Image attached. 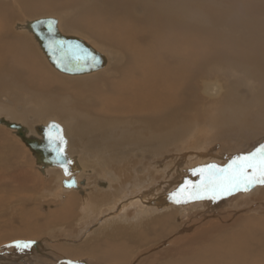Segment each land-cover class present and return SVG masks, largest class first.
Instances as JSON below:
<instances>
[{"label":"bare ground","instance_id":"6f19581e","mask_svg":"<svg viewBox=\"0 0 264 264\" xmlns=\"http://www.w3.org/2000/svg\"><path fill=\"white\" fill-rule=\"evenodd\" d=\"M50 13H57L61 33H80L77 37L104 57L102 67L82 73L88 75L70 74L82 75L76 77L54 71L25 26ZM215 73L232 78L205 83ZM4 92L15 99L25 96L30 107L3 101ZM0 101L5 102H0V116L21 123L27 135H35L38 125L48 126V117L61 121L72 168L65 175L61 167H43L29 149L34 178L28 173L17 177L18 185L0 182L6 192L0 194V215L14 214L0 223V242L87 233L93 236L86 235L80 245L54 247L68 257L120 263L129 261L134 246L138 251L163 243L174 247L164 250L170 261L161 258L155 264H264V188L236 196L261 202V216L237 212L230 220L229 196L199 199L221 221L209 219L187 241L183 227L192 224L195 215L189 210L199 200L167 205L186 180L199 183L192 170L207 153H219L223 140L242 132L254 133L252 141L264 136V0H0ZM42 120L47 122L36 124ZM93 150L107 153L103 157ZM167 161L173 171L184 169L177 170L175 187L163 196L152 183ZM72 176L75 186H65ZM28 177L29 184L23 179ZM123 199L129 207L114 215L115 207H124ZM104 213L111 216L101 220ZM95 219L99 227L89 231ZM20 253L29 264L28 254ZM151 260L138 258L133 264Z\"/></svg>","mask_w":264,"mask_h":264},{"label":"rangeland","instance_id":"374dc122","mask_svg":"<svg viewBox=\"0 0 264 264\" xmlns=\"http://www.w3.org/2000/svg\"><path fill=\"white\" fill-rule=\"evenodd\" d=\"M43 15H46V16H54L56 18L58 17L57 13H50V14H43ZM43 15H40V16H43ZM35 17H37V16H35ZM35 17H33V18H35ZM21 19H23V17H21ZM64 33H66V32H64ZM68 33H73V32H68ZM78 34H80V33H78ZM78 34H76V35L79 36ZM72 35H74V34H72ZM96 48L99 49L103 53V51L100 49L101 47L96 46ZM47 65L50 68H52L48 64V62H47ZM54 71H57V70H54ZM56 73H58L59 75H62V76H67V77H76V76L88 75V74L70 75V74L61 73V72H56ZM223 78H225V79L228 80V79L232 78V76L231 77L228 76V75H223L222 76L220 73H215L211 78L205 79L206 80L205 83H216L217 82L218 84H223V82L226 81V80H223ZM221 88H223L222 85H221ZM243 90H246V89H243ZM236 92H240L241 93L240 89H237ZM3 94L6 95V96H4V95L1 96L3 101L14 100L17 103L16 105L19 106V107H20V104H23L24 106L30 107L29 104H28V102L30 100H27L25 98V96L24 97H17L15 99V96L16 95L15 94L12 95L13 93L12 94H10V93L5 94V92H4ZM241 94H243V93H241ZM9 96H10L11 99L9 98ZM250 98L247 97L245 99L248 100ZM3 101H0V102H2V103L5 104V102H3ZM10 105H11V103H10ZM252 108L255 109V107H252ZM45 120H42V121H45ZM50 120L51 121L52 120L57 121L62 127H64L62 125V123H60L61 121H58V119H54V118L48 117V120L47 121H50ZM47 121H45V122H37L36 124H39V123L44 124ZM0 127H1L0 133H2V134H0V182L4 181L5 184H7V183L10 182L9 184L18 185V183L21 182V179H17V177L19 178V176H22V175H23V177H25L26 174H28V173H30L31 175L35 173L34 172V169H37V168H36L35 164L32 162V160H33L34 157L31 154V151L29 150V148L25 144H23L24 146L22 145L23 141L21 142L18 139V136H15L14 133L11 131V129L9 130V127L8 126H7L8 128H5L4 126H2L0 124ZM2 129H3V131H2ZM253 136L255 137L254 133L249 132L248 135H247L246 133L242 132L241 135H238L234 140L233 139L232 140H223L221 142V146H222L221 151L219 153H217V154H215V152H213V153L212 152L211 153H207L205 155V157H204L205 159L202 160L203 162L202 161L199 162V168L202 167L203 165H208V164H216V165L223 166V165H226L227 162H229L234 156L239 155L241 153H246V152H249V151L254 150L256 147L259 146V144H261L262 142H264V136H262L261 139H259L257 141H252L253 140ZM87 137H88V135L86 133V138ZM245 138H249V141L248 140H247V142L244 141ZM239 148H240V150H238ZM143 150L145 151V149H143ZM26 151H27V153H26ZM93 151H98V153H101L103 155V157H105V154L107 153L104 150L103 151L93 150ZM134 151H137V149H134ZM168 151H172L173 152V146L170 147V148H168L167 152ZM95 153H97V152H95ZM168 153H171V152H168ZM10 155H12V156H10ZM166 155H168V154H166ZM137 156H139V155H137ZM158 157H159V154H158ZM142 158H144V160H146V159L147 160L148 159L149 160H152V159L146 158V157H142ZM167 163L168 164H167V166L165 165V171L163 172V174L161 173L156 178H154V182L152 183V184L156 185V188H158L161 191L162 195H163V193H165V194L166 193H169L168 191L171 188H174L175 187L174 186L176 184L175 183L176 182L175 179H176V177L178 175L177 170H180L182 172V170L184 169V167H182V166L181 167H176L175 166L174 168L176 170L173 171V167L172 166H174V165L170 164L168 161H167ZM167 172H168V176H166ZM117 174L118 173H116V175ZM31 177L34 178L33 175ZM31 177H28L26 179L23 178L25 180V183L29 184L30 183V179L29 178H31ZM3 178H4V180H2ZM196 178H197L196 179L197 181L200 180L199 175H197ZM41 180H43V179H41ZM43 181H45V180H43ZM159 183H161V184H159ZM38 184H40V183H38ZM170 184H171V186H170ZM53 185H54V182H53ZM257 187L264 188V185L257 184V185H255V186H253L251 188L256 189ZM65 188L67 189V188H72V187H65ZM167 189H169V190H167ZM0 190H2V191H0V194H5L6 193V192L3 191L4 188L3 189H0ZM155 191L157 192L158 190H155ZM238 195H241L242 196L243 194H242V192L237 191V192H233L230 195H225L226 197L227 196L230 197V204L228 205V207L229 206L232 207V209L229 207V210L231 212L227 215V217H226L227 219H229V216H230L231 217L230 220H233V218L237 217V216L234 215V213H237V212H240V214L241 213H245L247 216H250V215L261 216L262 215L261 213H257L258 208L263 207V205L261 204V202H259V201L255 202V200L253 199L254 202H249L248 203L245 198L243 200H241V198H237L236 196H238ZM225 196H221L220 198L223 199V197H225ZM130 199H131L130 202H132V201H134L136 199V196L135 195L132 196V197L130 196ZM196 200H199V199H196ZM203 200H208V198H204ZM203 200H199V204H196L195 203V206L196 207L193 206L189 210V212H191L189 214H194L195 215V218H194L195 220L194 219H191L192 220L191 221L192 224L189 225V226L183 227V231H185V233H186L185 239L187 237H188V239H190V237H192V235L194 236V234L196 233V230H198L201 227L207 226L209 219L210 220H216L218 222L221 221L220 220L221 218H220V215L219 214L216 213L217 214V216H216L213 213V211H212L213 209L204 207V204L205 203L201 204V202ZM209 200H211V199H209ZM239 200L242 203H244L243 201H245V202H247V204L244 203V205H242V203ZM193 201H194V199H193ZM122 203H123V206L124 207L121 208V207H119L120 205H118L117 208L115 207V210L116 209L117 210L116 211L114 210V212H113L114 215L119 214V213H122L123 212V208L125 209V208H128L129 207V206H127V204H129V201H127L126 199H123ZM170 203L178 204V203H175L174 201H169L167 205H169ZM220 204H221V201H219L218 207L220 206ZM188 205H190V204L186 203V206H188ZM198 206H199V209H197ZM162 207H165V206H161V208ZM224 207L226 208V205H224ZM118 208H121V209L118 210ZM159 209H160V207H159ZM208 209L211 210V211H209ZM36 211H38V210H36ZM0 212H1V210H0ZM108 213H104L103 216L101 217V220L107 218V216H105V215L108 214ZM9 214H11V213H6V215H0V219H1L0 220V223L1 222H5V221H7V222L8 221H11L13 219L14 214H12V215H9ZM240 214H237V215L239 216ZM109 216H111V215L108 214V217ZM148 216H149V214H148ZM189 217H190V215H189ZM2 218H4V219L2 220ZM6 218H7V220H6ZM145 218H147V217H145ZM189 222H190V220H189ZM88 225H91V227L88 229L89 231H91L95 227L96 228L99 227V223H98V220L97 219H95V221L94 220L90 221ZM181 227H182V225H181ZM86 235L88 236L90 234H87L86 233L85 235L81 236V238L80 237L79 238H77V237L76 238H73L72 237V239H71V237L70 238H67V237H65V235H62V234L61 235H52V236H56V237H51V235H47L46 234L45 236H43V235L41 237L38 236L37 239H30V238H23V237H21V238H12V239H8V240H4V241H1L0 242V262H2L3 264H5V263H7V264L8 263L9 264H13V263L14 264H26L25 262H23V260L20 259V257H21V253L20 252L21 251L17 250L15 247H7L6 246V245H9L12 241H15V240H25V241L31 240V241H35V246L34 245L31 246L32 251H28V252L22 251L23 254H25V253L28 254V256H26L25 259H27L29 261V264H52V263L53 264H66L65 262H61L60 260H58L57 257L59 259L66 258L68 260L78 261V262H80V261H88V263L90 262V264H133V260L134 259H135V261H137L138 258H139V259H142V261H143V260H146L147 258H151L152 257L151 264H155L156 262H159L161 258H162L161 260L167 259L166 261H170V258L168 257V254H167L168 252H166L164 250H166V249H174L173 246H166L163 243L162 244H159L158 246L155 245L153 248L152 247L151 248H148V249L139 248L138 251H136L135 249H133V248H136V246H134L131 249V252L129 253V261H127V262H120V263L119 262H117V263L116 262L104 263V262L96 261L93 258V256H90V255L77 256V257L76 256H70V257H68V256L64 255L63 253L61 254V251H59L56 247H54V245L57 246V245H60V244H70L71 242L72 243H78L80 245V244H82V242L87 237ZM91 236H93V234H91L90 237ZM65 239H69L70 242L69 243H66ZM74 239H77V241L74 240ZM188 239H186V241ZM154 241L159 242L160 241V237H157V239L154 240ZM40 246H43L45 248L44 251H41L40 249H38ZM51 249L54 250L57 253H52V250ZM138 252L140 254L139 257L137 256V253ZM153 257H155L156 260H153ZM4 258L7 259V260L4 261ZM136 264H142V262L141 261L140 262L138 261V262H136Z\"/></svg>","mask_w":264,"mask_h":264},{"label":"snow or ice","instance_id":"6c2138e0","mask_svg":"<svg viewBox=\"0 0 264 264\" xmlns=\"http://www.w3.org/2000/svg\"><path fill=\"white\" fill-rule=\"evenodd\" d=\"M40 23H44L41 21ZM54 21H48L49 33H54ZM52 52H60L61 55L55 57L58 65L65 62L76 61L77 63H99V57L83 49L78 43H71L64 40L51 39L46 45ZM47 136V148L55 154L54 159L64 170L65 175H70V160L66 159L65 145L62 129L53 123L49 125ZM193 175H199V183L185 181L177 192L170 194V199L175 203L188 202L189 199L208 198L217 200L221 196L230 195L233 192L248 191L251 187L260 184L264 185V143L259 144L254 150L234 156L226 165L216 164L204 165L192 170ZM191 185V189H189ZM71 186V184H69ZM194 191L196 194L191 195ZM186 193H189L186 195ZM31 240H15L7 247H15L19 251H24L34 244ZM66 264H78L76 261L68 260Z\"/></svg>","mask_w":264,"mask_h":264},{"label":"water","instance_id":"95a60500","mask_svg":"<svg viewBox=\"0 0 264 264\" xmlns=\"http://www.w3.org/2000/svg\"><path fill=\"white\" fill-rule=\"evenodd\" d=\"M43 21L44 23H40ZM48 21H54V33H49L48 31ZM57 19L53 16H43L38 17L35 19H32L30 21L26 22V28L29 29L38 43L41 52L48 58V62L60 72L67 73V74H82L87 72H92L100 67H102L103 63L105 62L104 57L96 51L91 45L87 44L85 41L80 39L79 37L75 35H67L63 34L59 31L58 25H57ZM51 39L56 40H64L71 43H78L82 46L83 49H86L88 52H91L99 57V63L98 64H91V63H77L76 61H70L65 62L64 64L58 65L57 60L55 57H58L61 55L60 52H52L49 50V48L46 46ZM57 125H59L56 121L52 122ZM0 124H4L8 126L9 128L15 130V134L25 143V145L33 152V155L37 162H39L43 167L46 165V167H60L59 164L54 159L55 154L48 150L47 148V136L46 133L49 131V126H43L38 125L37 127H34L35 129V135H27L25 126H23L19 122L15 121H8L7 119L0 116ZM68 160V157H66ZM69 167V171H72L71 166ZM64 171V170H63ZM64 185L68 186L71 184V186H75L76 180L72 176L68 180H64ZM78 262V261H76ZM78 264H81V262H78Z\"/></svg>","mask_w":264,"mask_h":264},{"label":"crops","instance_id":"0c3cea01","mask_svg":"<svg viewBox=\"0 0 264 264\" xmlns=\"http://www.w3.org/2000/svg\"><path fill=\"white\" fill-rule=\"evenodd\" d=\"M52 122H54V120H52V121H49L48 122V126L50 125V124H53ZM57 122V121H56ZM70 166V165H69Z\"/></svg>","mask_w":264,"mask_h":264}]
</instances>
